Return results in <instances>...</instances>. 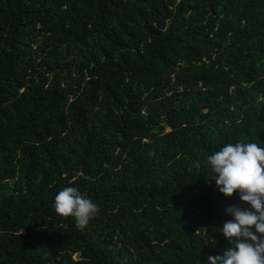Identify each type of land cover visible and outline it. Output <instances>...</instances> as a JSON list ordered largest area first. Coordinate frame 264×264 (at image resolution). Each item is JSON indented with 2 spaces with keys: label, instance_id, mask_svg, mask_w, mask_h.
Wrapping results in <instances>:
<instances>
[{
  "label": "trees",
  "instance_id": "1",
  "mask_svg": "<svg viewBox=\"0 0 264 264\" xmlns=\"http://www.w3.org/2000/svg\"><path fill=\"white\" fill-rule=\"evenodd\" d=\"M236 142L264 148V0H0V264H208L251 210L207 160Z\"/></svg>",
  "mask_w": 264,
  "mask_h": 264
},
{
  "label": "clouds",
  "instance_id": "2",
  "mask_svg": "<svg viewBox=\"0 0 264 264\" xmlns=\"http://www.w3.org/2000/svg\"><path fill=\"white\" fill-rule=\"evenodd\" d=\"M215 182L225 197L239 193L249 208L229 207L234 219L224 223L221 232L232 245L222 254L208 257V264H264V148L257 143L226 144L208 156ZM56 213L73 217L84 228L98 213V206L67 187L54 201Z\"/></svg>",
  "mask_w": 264,
  "mask_h": 264
}]
</instances>
